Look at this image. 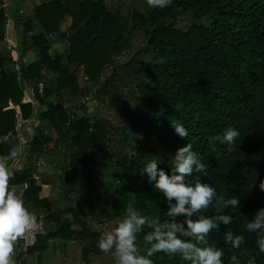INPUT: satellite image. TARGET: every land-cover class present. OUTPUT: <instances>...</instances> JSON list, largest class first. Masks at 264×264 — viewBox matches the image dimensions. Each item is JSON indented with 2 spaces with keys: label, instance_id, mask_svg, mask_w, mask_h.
<instances>
[{
  "label": "trees",
  "instance_id": "trees-1",
  "mask_svg": "<svg viewBox=\"0 0 264 264\" xmlns=\"http://www.w3.org/2000/svg\"><path fill=\"white\" fill-rule=\"evenodd\" d=\"M142 10H132L125 27L105 0L43 1L34 13L41 32L28 35L30 23L24 25L19 71L35 100L45 106L39 117L55 135H48L41 125L35 128L26 146L33 168L17 171L12 179L25 207L46 229L28 254H43L50 240L73 241L84 264H115L111 254L98 248V241L125 218L129 203L143 215L161 222L169 219L167 202L143 167L156 157L158 169L171 174L177 149L190 143L207 167L194 172L188 182L207 183L217 196L239 197L237 209L218 212L214 201L193 219L231 215L230 224H220L209 234V245L223 250V264H229L232 255L239 264H248L253 256L255 264H264L257 244L262 234L246 231V224L264 208V0H172L166 8L146 5ZM182 16L186 29L176 26ZM66 17L71 24L61 36L68 50L53 55L50 40L60 35V22ZM19 28V22L7 18L0 0V42L6 39L17 46ZM134 40L139 43L136 49ZM123 51L129 53L128 59L115 64L114 56ZM12 62L9 54L0 52L2 157L18 145L11 106L15 76L3 70ZM77 68L87 78L83 85L78 83ZM44 71L54 77L43 82L39 93L37 82ZM50 87L56 102L48 100ZM104 97L114 104L113 110L88 111L90 101L100 103ZM19 111L27 120L32 105L20 104ZM176 121L188 130L186 139L171 127ZM229 126L239 131L234 145L212 139ZM8 134L14 139L1 141ZM60 148L61 181L74 188L73 220L62 218L55 201L39 197L37 179L52 175L53 169L33 160ZM102 198L106 206L99 210ZM147 231L138 234L141 254L147 247L143 241ZM228 231L245 237L239 249L225 242ZM150 259L153 264H190L179 254L161 252Z\"/></svg>",
  "mask_w": 264,
  "mask_h": 264
},
{
  "label": "clouds",
  "instance_id": "clouds-1",
  "mask_svg": "<svg viewBox=\"0 0 264 264\" xmlns=\"http://www.w3.org/2000/svg\"><path fill=\"white\" fill-rule=\"evenodd\" d=\"M151 8H166L172 0H146ZM182 139L188 136V130L180 121L171 126ZM239 131L231 126L212 139L220 144L232 146L236 143ZM172 173L167 174L158 169V158L153 157L142 172L147 174L148 180L154 182V187L163 194L168 211V220L161 222L159 217L141 214L132 203L126 208L125 218L118 223L113 232L98 241V248L105 254H111L115 264H153L150 259L156 253L176 255L190 262V264H223V250L210 246L207 237L220 224L228 225L232 222L231 215L219 214L212 217L199 215L205 212L215 201L217 211L229 207H239V197L225 198L217 196L216 190L207 183L199 181L189 183L187 178L194 172L206 171L203 158L192 150V145L177 149ZM14 173L0 156V264H15L13 259L17 241L26 234L34 232L38 227L37 216L30 212L24 201L17 194V189L10 186ZM264 190V188H261ZM174 201V203H173ZM184 217L178 221V217ZM145 228L150 229L143 236L144 254L138 244V234ZM246 231L261 233L257 240L259 250L264 252V208L259 209L246 224ZM189 237L185 240L181 237ZM224 240L233 249H239L245 243L243 235H233L231 231L224 234ZM253 256L248 264H255ZM229 264H239L236 255L229 258Z\"/></svg>",
  "mask_w": 264,
  "mask_h": 264
},
{
  "label": "rangeland",
  "instance_id": "rangeland-1",
  "mask_svg": "<svg viewBox=\"0 0 264 264\" xmlns=\"http://www.w3.org/2000/svg\"><path fill=\"white\" fill-rule=\"evenodd\" d=\"M48 2L51 0H2V7L4 9L7 10L6 12V16L7 18H10V16L12 15V17H15L17 19L18 22H20V25L22 27H20V30L23 32L24 30L22 28H24L23 25H26V23H30V27H31V34H38L41 32V28L38 24V22L34 19V13H35V8L39 5V3L42 2ZM105 2L107 3V5L109 7H112L114 9V11H117L119 13V23H124V26L126 27L127 22H128V18L129 15L131 13L132 10H137V11H143L142 9L144 8V6L148 5L146 0H105ZM7 7V8H5ZM186 17H178L177 18V23L176 26L177 27H182L186 29ZM71 24V18L70 17H66L64 18L61 22H60V35L58 37H56L55 39H57L59 41V45L56 47V49H54L53 51H51V53L54 54H59V53H63L64 51L68 50V43L66 42L65 37H62L61 35L67 34L69 31V27ZM21 33V32H19ZM29 34V35H31ZM133 49H136L138 47V42L136 40H134L133 43ZM52 47V46H51ZM50 47V48H51ZM51 50V49H50ZM129 57V53L127 51H123L122 53L116 54L113 58V61L115 64H121L123 62H125ZM76 73H77V80L78 83L80 85L84 84V81L87 80V78L84 76V73L82 72L81 69L77 68L76 69ZM111 71L108 72V76H110ZM53 74L51 73H46L45 71L42 74V78L38 80L37 85H41L43 84L44 81H48V80H53ZM102 80H104V77L102 78ZM52 85V84H50ZM52 90V87H50ZM48 100L52 101V102H56L57 101V96L56 94L52 92L49 94L48 96ZM88 111L89 112H93V110L97 109V108H102L104 109L102 113L107 114V112L109 113V111L114 109V104L110 101V99H108V97H104L103 102L100 101V103H96L95 100L90 101L89 104L87 105ZM40 109L41 110H45V106L40 105ZM40 122L38 125H41L42 128H44V132H46L48 135H51L52 137H55V135L52 133V129L49 127V124L46 121H43L41 119H39ZM28 145V144H27ZM27 145L24 146V155H22L20 158H14L16 156V154H13V156L9 159H6V163L8 164V166L11 165L10 168L13 171V173H18L17 171H21L24 168H28L31 167L33 168V164L31 162V159H29V155L27 156L26 154V149L28 147H26ZM62 148H60L58 151H54V152H50L47 151L44 153L45 157L42 159L37 158L33 161H36L38 163V165H46L50 168L53 169V174L52 175H43V180L37 179V177L35 176V178L37 179V184L41 185V189L48 193L50 192L52 194V197H50V200H55L56 196L59 197L60 200L63 201H69L73 207L74 206V201L73 198L71 197V194L74 192V188L73 187H65L63 186V183L61 181V162L63 161L64 155L61 152ZM14 151V150H13ZM12 151V152H13ZM10 155V154H9ZM8 155V156H9ZM10 186H14L12 180L10 181ZM27 186V185H26ZM25 189V185L23 186ZM22 187V188H23ZM21 191V190H19ZM55 196V197H53ZM65 196V197H64ZM106 206V201L104 200V198H102L98 204L97 207L98 209H102L103 207ZM71 208H62L61 210L63 211V216L62 218H67L69 217L70 219L72 218L73 220V216L72 213L70 212ZM81 219H91L92 217L90 216H83V218ZM95 221V218L93 219V223ZM71 249L73 250L74 246L71 245L69 246V250ZM68 253V254H67ZM79 257L81 258L80 252L78 253ZM62 255V253H61ZM69 257H72V252H69L66 250L65 253L63 254V259L68 262ZM77 258V259H73L71 262H75V264H84L82 263L81 259ZM93 264V263H92Z\"/></svg>",
  "mask_w": 264,
  "mask_h": 264
},
{
  "label": "crops",
  "instance_id": "crops-1",
  "mask_svg": "<svg viewBox=\"0 0 264 264\" xmlns=\"http://www.w3.org/2000/svg\"><path fill=\"white\" fill-rule=\"evenodd\" d=\"M7 10L4 9L5 14ZM8 19L12 21H17L15 17H12V15ZM20 27L22 26L20 25ZM22 29L24 30V28ZM19 32L21 33H19V36H18V40H17L18 45L17 46L13 45L11 42L5 39L0 42V52L3 54H7V55L9 54L11 58L13 59V62L6 64L3 70L8 76H11V75L15 76V82L13 85L14 90H15V98H14V102L11 103V106L15 108V114H16L15 131L17 135L15 137H17L18 144H19V139L21 138L23 139V141H25V145H27L34 137V130L37 126H39L38 125L40 122L39 116L43 110L40 109V104L35 100L32 90L27 87L19 71L20 55H21L20 51L22 49L21 48V38L23 35L22 34L23 32L20 30V28H19ZM27 34L28 35L31 34V31H28ZM50 45L52 46L51 51H53L59 45V41L55 38H52L50 40ZM38 86H39V93H42V86L41 85H38ZM32 96L34 99H32ZM27 103H30L32 105V113L29 119L23 120L20 117L19 105L27 104ZM12 139L14 138L10 134H8L7 136L3 137L1 141L9 142ZM12 153L13 152L10 153V157L8 158H6L7 156L4 157L5 160L11 158L13 156ZM10 166H12L11 162H10L9 167ZM39 197L41 199L43 198L49 199L50 197H52V194L50 192L46 193L42 190L39 193ZM53 201L56 202L60 210L62 208L69 209L72 206L71 204H73V203H70L69 201L60 200L58 196H56L55 200ZM71 245L74 246L73 250L71 249V247L69 250V246ZM66 250L69 252V254H70V251L72 252V257H69V259L71 260H69L68 262H66L68 259L66 261L63 259V254L65 253ZM79 252H80V248H78L75 242L73 241L50 240L49 242H47L46 250L43 252V254L39 255L37 252H32L31 254H28V257L23 264H75V262H71V261L73 259L80 258L78 254Z\"/></svg>",
  "mask_w": 264,
  "mask_h": 264
},
{
  "label": "built area",
  "instance_id": "built-area-1",
  "mask_svg": "<svg viewBox=\"0 0 264 264\" xmlns=\"http://www.w3.org/2000/svg\"><path fill=\"white\" fill-rule=\"evenodd\" d=\"M25 146V141L23 139H19L18 146L14 149L13 154H16L14 158H20ZM27 186L25 185V188ZM39 227L31 233L26 234L24 237L20 238L15 247V252L13 259L15 264H23L28 257V251L30 248L36 246L37 239L40 236H44L46 234V229L44 227L43 221L38 220Z\"/></svg>",
  "mask_w": 264,
  "mask_h": 264
},
{
  "label": "water",
  "instance_id": "water-1",
  "mask_svg": "<svg viewBox=\"0 0 264 264\" xmlns=\"http://www.w3.org/2000/svg\"><path fill=\"white\" fill-rule=\"evenodd\" d=\"M32 99H34V98H33V96H32ZM12 154H13V153H12ZM12 154H11V155H12ZM8 157H10V155H9V156H7L6 158H8Z\"/></svg>",
  "mask_w": 264,
  "mask_h": 264
}]
</instances>
